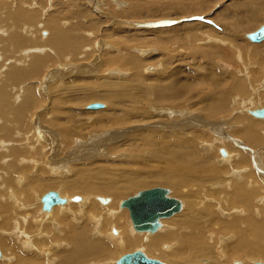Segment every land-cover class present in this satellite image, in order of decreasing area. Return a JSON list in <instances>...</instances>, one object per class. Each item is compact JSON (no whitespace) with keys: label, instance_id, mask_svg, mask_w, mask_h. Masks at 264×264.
I'll list each match as a JSON object with an SVG mask.
<instances>
[{"label":"rangeland","instance_id":"1","mask_svg":"<svg viewBox=\"0 0 264 264\" xmlns=\"http://www.w3.org/2000/svg\"><path fill=\"white\" fill-rule=\"evenodd\" d=\"M174 1L178 0H2L3 5H6L7 11L14 6L22 5V9L26 8L27 12L37 13V20L33 22V25L24 24L25 28L23 25L20 34L22 38L25 34V37L28 40H34L33 45L31 47H26L24 50L37 48V57L42 58L41 61H45L44 65L39 68L40 70L37 69L38 75L31 76L28 80L22 79L17 83V85L21 84V90L23 91L24 86H26V96L28 95L27 91L29 90L27 88L32 85V87L36 89L35 92L39 99L38 104L29 109V111L27 110L25 113V128L27 129L25 130L27 132L24 130V127L22 128L23 130L21 129L18 120L16 119L12 120L15 122L14 126L16 130L12 127H10L9 129L11 130H9L4 123L10 118L9 114L11 113V109L8 113L0 111V128H3L0 132L4 131V128L7 127L6 130H8V136H10L9 138L6 136V133H3L4 135L0 133V143L2 142V145L0 144V154L3 156L5 155L2 163L4 162V166L11 165V168H14V162H22L20 167L21 171L17 174L23 176L24 179L22 185H24V187L26 185L29 192L26 201L25 196L20 195L23 188V186H20L21 189H19L20 192H17L19 193L17 196L22 198L20 199L21 202H7L10 207L9 213L11 210H18V216L20 218L16 221L20 223L19 226L23 229V227H26V224H23L22 218L26 217V214L28 213L27 210L30 209L29 212H31L28 213L30 214L28 221L33 219L36 210L37 212L39 211L36 209L39 206L38 198L37 205H35L36 195L41 196L50 191H58L63 197L64 195H68L73 198L80 197L83 198V200L87 197L90 200L89 203L91 202L92 204L93 202L95 205L94 207L99 210V216H104L106 212L102 207L109 206L114 202V199H116V204L118 202L116 209L118 210L117 212H119L122 208L121 204L125 200L138 195L144 190L164 188L167 190L168 195L171 196V198L174 197V199H177L180 202L183 198V201L181 202L183 207L181 212L175 216L169 219H164V221L161 220V226L165 223H167V226H176L182 220L185 222L189 220L188 217L185 216V205L188 202L190 195H193V197L189 199V201H192L193 204H195L193 214H201L202 219H199V223L196 225L199 230L197 228L192 230L190 228H182L181 230L175 228L177 230H174V228H165V226L164 229H166V231H168V229L171 230L168 231L169 233L176 231V234H178L179 237H170L168 243L164 242L158 247L157 250L159 252L161 251L164 253L168 248L167 245L172 244L174 251L179 250L181 254L187 252L188 256L186 254V257H191L192 255L199 253L201 254L202 251L204 252V248H206L210 251L209 253L212 254V256H215L214 259H216L215 261L209 255H202L203 257L197 259H193L194 256H192V259L189 257L188 262L193 264H215V262H219V264H227L226 261H228V264H233L235 261H237V263L244 261L246 264H252V257L259 259L257 262L264 263V246H262L264 245V242L258 243L261 249H256V252L241 251L239 253L238 243L240 239L238 234H236V229L232 231H224L221 227L220 235H217V228L211 231L210 228L212 227V224L209 223L208 220L210 216H208V212L201 205V203H204L205 205H207V203H215V200L218 198L215 193L224 191L225 189H223V187L229 185L230 182H236L235 185L239 186L241 180L243 179L242 182H244L245 178L240 172L242 169L248 168L250 170L248 175L251 174V177L254 180L259 179V183H257L259 185H257V187L259 188L257 189L256 198L253 203L247 206L244 204H234L233 206L227 205L224 207L225 215L215 212L216 214L214 217H217L222 225L229 224V226H231V223H235L238 227H241L240 225L242 224H239V220L246 217H250V220H252V218H254V221L258 220V225L261 230L264 225V179H262V176H264V172H262L264 165H260V162H262L260 158L253 159V157H251L257 156L259 153L254 150L256 151V154H251L252 151L248 148L251 146V139H248L247 135L241 137L236 136V133H234L236 129L235 126H238L234 123V119L237 117L234 114L236 111H247L248 113L249 108L264 105V91H262L264 90V42L261 44H253L245 37V35L256 31L260 26L264 25V21L254 22L252 28L246 30L242 29L234 31L226 27L232 25L235 20L234 17H237V13L234 11L236 4L242 2H251V4H253L255 1L259 2L264 0H208L209 4L202 12L200 8L198 12L201 13H196L197 15L195 16H189V14L184 11L177 12L170 9L173 8L171 6ZM192 10L194 12L197 9ZM5 12L0 15V17L3 15L2 18L4 21L6 20ZM257 12L263 14L264 9L263 11H260L259 9ZM247 14L249 15V13ZM242 15H244V13ZM248 17L245 19H249ZM51 18L57 21V25H59L61 32L64 31L62 33H65V36L69 39L71 37V39L82 38L84 41L86 40L85 43H83L84 41L82 40L83 47L80 45L81 48L78 47L77 50H74V53L67 51L64 57L60 56L57 48L54 46L51 47L53 41L51 40L53 37V27L48 24V19L50 20ZM230 18L233 19L231 20ZM1 27L2 26H0V28ZM8 27H10L9 24ZM8 27H2V30H7ZM6 34L9 36V33ZM232 41L233 43L235 42V44H232ZM47 44H50L49 49H51V51H49V49L47 50ZM1 46L3 47L4 45ZM211 47L212 49H210ZM257 48L259 50H257ZM198 49H205L204 51H206V49L212 51L216 50V53H213L214 55H211V57L208 58L206 55H202L204 51H202V54L197 52ZM1 51L2 50H0V56L2 55L1 57H3V51ZM128 57L129 59L133 58L134 61L137 62L133 65L137 67L139 66V68L133 70L132 67L126 64V62L129 61ZM108 60H110L109 64L111 66L108 64ZM60 73L63 77L60 76ZM139 77H143L142 80H139ZM36 78L37 80H35ZM23 80L26 82L23 83ZM236 81L239 82L238 84L243 85L244 91H239L241 93L232 90ZM0 84H2L1 81ZM172 86H174V88ZM158 87H161V89ZM169 88H173V90L176 91L173 92L172 90L171 96L165 101L158 96L159 90L160 92L162 90L165 92ZM256 89L258 92L255 91ZM184 91H186V93ZM7 93L9 94V92ZM92 95H95V97L98 96L99 98L90 101L89 97ZM9 96L10 103H8V106L12 104L11 101L14 103L13 95L10 93ZM256 97L260 98L257 99ZM248 98L250 99L248 100ZM221 99L228 104L230 110H227L228 113L221 114V116L217 118H211L210 110L214 105L220 103ZM251 99L253 101L252 106L250 103ZM243 102L246 104H243ZM96 103L104 105L105 108L95 111L87 110V106ZM179 106H182V108H176ZM59 107H63V109H61L65 114L59 112ZM171 107L173 109H171ZM0 110H2L1 106ZM162 110H167L166 112L169 113H164L165 111L163 112ZM35 116L37 118H35ZM69 116H72V118L75 119H72ZM33 119L35 120L33 121ZM108 120H110V122H108ZM261 123L262 122H260V124ZM37 128L40 129L38 130ZM71 128L74 129L72 133L73 139L71 137V139H69L66 134ZM17 131L19 135L16 133ZM47 132V135L50 136L46 135ZM171 132L176 133L177 136H168ZM261 132L259 134L260 139L258 148L262 151V148L264 149V144L262 142L263 134ZM176 134L172 135L174 136ZM167 138L176 140L180 139L179 141L183 142L189 141V143L184 146V150V147L181 145L177 146L170 144L168 146V144L164 143ZM228 140L234 141L237 146H235L234 142H228ZM244 145L247 146V149L244 148ZM84 146H90L89 149H92L87 151V149L83 148ZM16 147L17 149L19 148L20 150L18 149V151H21L23 154L20 152L19 156H13L15 155L14 148L16 149ZM241 147L243 149H241ZM167 148L176 150L180 154L183 152L185 154H191L192 150L194 157L196 155L198 159H201L202 157L201 160H204V162H201L206 163L205 166H207L208 171L214 166L213 168L215 170L217 168L220 175L210 176L208 174L206 176L204 175V177L202 175V177L199 176L194 180L191 178L192 184L191 181H189L188 174L184 172L180 178L181 183L185 182L187 185L188 182H190L189 184L192 187L188 184L186 186L187 188H182V191L184 190L182 194L172 195L173 190L171 187L165 184H157L161 182L162 174L163 178L169 177L168 173L172 171V168L167 162H158L155 159H151L153 158L152 156L154 153L168 151ZM194 148L196 152L194 151ZM220 148L221 150L223 148V150L227 149L225 151H228V148L232 149L230 151L239 152L242 150L244 152L242 154L251 157H249L250 165L248 163H246V165L241 163L237 166L235 164V162H237V157L235 156L232 158L234 160H230L228 165H226L222 161L224 158L218 153L220 152ZM84 149L86 151H83ZM5 159L8 161L7 163L5 162ZM195 159L197 158L195 157ZM143 160L146 163H143ZM218 160H221L222 162ZM31 161L34 162L32 163ZM255 162H257V164ZM139 163L146 164L144 168L152 169L151 172L147 171L137 174L136 172ZM151 163L153 164L151 165ZM56 167L59 168L57 169ZM230 167L233 168L230 169ZM4 169L0 170H2V176L5 177L6 171H4ZM221 171L223 172V175ZM79 174L81 178L79 177ZM85 174L87 177L84 180L90 181V183L97 188L106 187L108 185H118L121 178H123L124 182L125 180L132 181L140 179V184L143 185V187L131 190L125 196L95 194L92 191V193H90L88 190L87 194H84L85 192L80 190L81 193L79 191H74L72 193V191L69 190L68 185H73L72 190L74 186H80V181H82ZM235 174H240L241 180L235 178ZM255 174L258 175V179H256ZM2 176H0L1 180ZM31 176H34L36 179L38 178V180H36V186L37 182H40L41 184L48 185V187L34 189L30 185ZM183 179H186V181ZM203 180L207 183L203 182ZM2 181L3 184L1 188L4 189V192H2L3 189L1 188L0 192L10 199V195L15 194L17 191V184L13 183L10 185L11 187L7 185V187H9L7 189L4 184V178ZM55 183L58 184L56 187H53L55 186ZM122 185L124 184H121V186ZM50 186L53 188H50ZM202 189L206 193L204 194L205 198L199 195L200 190ZM207 192L210 193L207 194ZM4 193H7L8 195ZM233 193L234 191H224L222 196L232 197ZM66 196L65 198H69ZM93 197L110 200L111 203L103 206L99 201L94 200ZM33 200H35V202H33ZM82 202L83 201L74 203L71 201L72 204L79 205ZM60 207L61 206H58L56 208ZM61 208L56 210V214L59 213L57 214L58 216L69 214L68 217H66L68 218L67 220L69 221L67 222L69 223L61 222V225H57L58 228H56L55 225H51V223L47 224V226H50V230L45 232L44 237L41 240L34 236L36 234L31 233L32 246L27 247L24 251L20 250L19 254L21 256H30L33 262H22L23 264H62V261L59 263L61 257H63L65 253H70L73 250L71 248L73 245L67 241V235L71 234L69 231L79 232L81 226L85 225H81L80 222L83 220H80L78 216V210L81 208L74 207V210H68L71 214L68 213V211H66L67 213L62 211ZM235 209L236 211L239 209L238 212H235ZM122 211L126 212L127 220L129 221V224L133 226L128 210L122 208ZM241 212L243 216L239 215ZM40 213H42L41 210ZM90 214H95V211ZM9 215L12 216L11 213ZM36 217L38 218L40 215ZM50 217L54 218V216ZM12 219H14L13 216ZM83 219L84 223L86 220L89 227L94 228V225L92 226L93 223L88 216ZM200 223L202 225H200ZM182 225H184V222ZM71 226H73L74 229ZM114 226L115 225H113V230L115 228L118 230V228ZM76 227L78 229H76ZM133 231L134 233H138L135 232V230ZM162 231L160 232L161 234L164 232ZM62 233L67 234L63 235ZM160 233H138L136 238L144 240L145 236H150L151 238L155 235H161ZM15 236L17 235H14L13 237ZM53 238H57L56 241L58 242L50 245L49 243H51ZM176 238H180V243L177 245L174 243ZM89 239L92 240V238ZM222 239H227L226 243H219ZM252 239L255 238L252 237ZM22 241L23 240L21 239V242ZM95 241H101L110 247L112 246V252L109 256L110 258H104L107 262H117L122 256L140 250V248L137 247L129 250L119 249L114 251V246L108 244L109 241H106V238L102 237V239ZM250 242L252 243V241H249V243ZM41 243H45V245L48 243V246L47 249L43 251L45 256L43 255L42 257H39L37 256V252L40 251L39 244ZM17 245H19V243ZM68 246L70 247L68 248ZM3 249L4 248L0 246V251L2 250L1 252L3 255L2 257H6L7 261L8 252H5V249ZM27 249H30L29 252ZM248 254L251 256H248ZM151 256V259L156 260L157 258L161 261V255ZM9 259H12L10 260L12 261V264L20 262L19 259L18 261H15V257H9ZM104 259H91L87 264H105L106 261ZM108 259L110 260L108 261ZM6 261L0 262V264H8ZM161 262L165 264H188L171 263L164 259ZM244 262L241 263L244 264Z\"/></svg>","mask_w":264,"mask_h":264},{"label":"bare ground","instance_id":"2","mask_svg":"<svg viewBox=\"0 0 264 264\" xmlns=\"http://www.w3.org/2000/svg\"><path fill=\"white\" fill-rule=\"evenodd\" d=\"M22 1V0H21ZM33 1V0H31ZM0 15L2 13H4L5 11V15H6V20L4 21V19L2 18L3 15L0 17V21H1V25L2 27H8V24L10 25V27H8L7 30H2V27L0 28V36H3V37H0V46L1 45H4L3 47L1 46L0 50L3 51V57L0 56V81L2 84H0V106H1V109L0 110L1 112H6L8 113V111L10 110L11 111V115L9 114V119L6 123H4L5 126L8 127V129L10 127L14 128L15 129V122L12 121V120H18V124L20 125L21 129L24 127V130L26 129L25 128V113L26 111L31 108H33L36 104H38V98H37V94L35 92V88L32 87V85L27 88L29 89L27 92H28V95L26 96L25 95V88L26 86H24V91L21 90V84L20 85H17V83H19L22 79H27L30 78L31 76H36L38 75L37 73V69H39L42 65H44V60L41 61L42 58L40 57H37V48L35 49H26L24 50L26 47H31L34 43V40H28L25 36V34L23 35L25 39L22 38L21 34H20V31L22 30V27L24 24H30V25H33V22H35L37 20V13H29L26 11V8L25 9H22V5H19V6H14L12 9H8L9 11H7V8H6V5H3L2 3V0H0ZM32 4V3H31ZM209 4L208 0H178V1H174L172 3V6L173 8H170V9H173L177 12H181V11H184L185 13H188L189 16L190 15H197L196 13H201L203 11V9ZM34 5V4H33ZM119 6V5H118ZM24 7V6H23ZM34 7V6H33ZM201 8V12H198ZM137 9V8H136ZM192 9H197L196 11L193 12ZM260 9V11H263L264 9V1H255L253 4H251V2H242V3H239V4H236L235 7H234V11L237 13V17H234V23L232 25H228L226 26L228 29H232L234 31H238V30H242V29H250L252 28V25L254 22H258V21H264V13L263 14H259L257 11ZM135 13V12H134ZM234 13V12H233ZM244 13V15H242ZM249 13V15L247 14ZM248 17L249 19H245L246 17ZM234 16V15H233ZM228 17V16H227ZM231 17V15H230ZM3 19V20H2ZM227 19V18H226ZM231 19V18H230ZM233 19V18H232ZM231 19V20H232ZM249 21H252V22H249ZM32 22V23H31ZM228 22V21H227ZM7 24V25H6ZM48 24L51 25L52 28V31H53V37L51 40L52 43H51V47L54 46L57 48L58 52H59V55L60 56H65V53H67V51H71L74 53V50H77L78 47H80V45L82 46V42L84 41L82 38H79L80 39H74L70 37V39L65 36V33H62L64 31L61 32L60 28H59V25H57V21L53 18H51L50 20L48 19ZM164 25V24H163ZM227 25V23H226ZM28 26V25H27ZM26 26V27H27ZM231 28H230V27ZM263 26V25H262ZM261 27V26H260ZM259 27V28H260ZM24 28H25V25H24ZM28 28V27H27ZM258 28V29H259ZM257 29V30H258ZM89 30V29H88ZM256 30V31H257ZM254 31V30H253ZM255 32V31H254ZM6 33H9V36L6 34ZM25 33V32H24ZM88 33V32H87ZM234 33V32H233ZM253 33V32H252ZM23 34V33H22ZM251 34V33H250ZM71 35V34H70ZM236 35V34H235ZM248 35V34H247ZM247 35H245L246 39L249 40L247 38ZM49 38V37H48ZM78 38V37H77ZM50 40V39H49ZM74 40H80V41H74ZM83 40V41H82ZM104 40V39H103ZM250 41V40H249ZM48 42V41H47ZM86 40L83 42L85 43ZM251 42V41H250ZM264 42V41H263ZM263 42H260V43H253V44H261ZM237 43V42H236ZM252 43V42H251ZM46 44V43H45ZM232 44H235V42L233 43L232 41ZM50 45V44H49ZM49 45L47 44L48 48L47 50L49 49ZM84 45V44H83ZM86 45V44H85ZM108 46V45H107ZM46 47V46H45ZM50 47V48H51ZM83 47V46H82ZM55 48V50H56ZM81 48V47H80ZM86 48V47H85ZM46 49V48H44ZM212 49V47L210 48ZM79 50V49H78ZM205 49H198L197 52L199 53H203L202 51H204ZM257 50H259L257 48ZM1 51V52H2ZM49 51H51V49H49ZM90 51V50H89ZM216 51V50H215ZM214 50H207L204 51V53L202 55H206L208 58L211 57V55H214L213 53H216ZM44 52V51H42ZM240 52V50H239ZM258 52V51H256ZM255 52V53H256ZM41 53V52H40ZM241 53V52H240ZM55 54V53H54ZM79 54V53H78ZM105 56V55H104ZM110 57V56H109ZM50 59V58H48ZM68 59V58H67ZM71 59V58H70ZM69 59V60H70ZM110 59V58H109ZM51 60V59H50ZM128 62H126V64H128L130 67H132L133 70L139 68V66H134L133 64L134 63H137L134 61L133 58H130L128 57ZM48 61V60H47ZM109 61L108 60V64H109ZM138 61V60H137ZM69 62V61H68ZM74 63V62H73ZM72 63V64H73ZM107 65V64H106ZM110 65V64H109ZM114 65V64H113ZM8 66V67H7ZM108 66V65H107ZM111 66V65H110ZM66 67V66H65ZM75 69V68H74ZM40 70V69H39ZM61 70V69H59ZM62 71V70H61ZM87 73V72H86ZM59 76V75H58ZM60 76H61V73H60ZM63 77V76H61ZM60 77V78H61ZM34 78V77H33ZM56 78V77H55ZM59 78V77H58ZM143 77H139L138 79L139 80H142ZM148 78V77H147ZM4 79V80H3ZM63 79V78H62ZM37 80V78L35 79ZM54 80V79H53ZM65 80V79H64ZM138 80V81H139ZM48 81V79H47ZM26 82L23 80V83ZM36 83V82H34ZM239 82L236 81V83L233 85L232 87V90H235V91H242L243 90V85H240L238 84ZM12 84V85H11ZM14 84V85H13ZM23 85V84H22ZM164 86V85H162ZM28 87V85H27ZM165 87V86H164ZM174 88V86H172ZM182 87V86H180ZM178 87V88H180ZM159 89H161V87H158ZM173 88H169L167 91L163 92V90L160 92L159 90V97H161L162 99H164L165 101L171 96L172 94V90ZM184 88V87H183ZM63 89V88H62ZM165 89V88H164ZM87 91V90H86ZM95 91V90H94ZM156 91V90H155ZM176 90H173V92H175ZM188 91V90H187ZM234 91V92H235ZM244 91V90H243ZM256 92L257 89L255 90ZM260 91V89H259ZM264 91V90H262ZM261 91V92H262ZM9 92V94L11 93L13 95V99H14V103L11 101V105L8 106V103L9 102V99H10V96L9 94L7 93ZM129 92V90H128ZM167 92V93H166ZM186 93V91H184ZM127 93V91H126ZM188 93V92H187ZM241 93V92H239ZM23 94V96H22ZM97 94V93H96ZM259 94V93H258ZM261 94V93H260ZM128 96V95H127ZM257 96V95H256ZM260 96V95H258ZM21 97V98H20ZM225 97V96H224ZM93 98V99H92ZM96 98H99L98 96L95 97V95H92L89 97V100L90 101H93L95 100ZM130 98V97H129ZM128 98V99H129ZM226 98V97H225ZM257 98V97H256ZM260 98V97H259ZM257 98V99H259ZM25 99V100H24ZM227 99V98H226ZM250 98H248L249 100ZM254 99V98H253ZM24 100V102H23ZM70 100V99H69ZM21 103H20V102ZM77 101V99H76ZM182 101V100H181ZM218 101V100H217ZM259 101V100H258ZM19 102V104H18ZM53 102V101H52ZM75 102V101H74ZM82 102V101H81ZM250 102V101H249ZM78 103V102H76ZM80 103V102H79ZM245 102H243L244 104ZM247 103V101H246ZM245 103V104H246ZM251 106L253 105V101L251 99ZM70 104V103H69ZM75 104V103H74ZM255 104V103H254ZM258 105V104H257ZM60 106V105H59ZM255 106V105H254ZM259 106V105H258ZM258 106H255L254 108H249L248 110V113L247 111H236L234 114L235 116H237L235 119H234V123L235 125H238V126H235V132L236 133L235 135L236 136H241V137H245L247 135L248 139H251V146L248 147L251 149V154H256V151H258L257 153V156H251L253 157V159H258L260 158V160L262 162H260V165H264V149L262 147V151L258 148L259 146V134L260 132L263 130L264 131V119H260V118H255L252 114L253 111H256V110H261V109H264V105H260L259 107ZM66 107V106H65ZM211 107V106H210ZM63 109V107H61ZM59 107V112H62V109ZM105 107L103 108H100V109H96V110H101V109H104ZM176 108H182V106L180 107H176ZM212 108V107H211ZM61 109V111H60ZM171 109H173L171 107ZM179 109V110H180ZM209 109V108H208ZM36 110V109H35ZM87 110H90L88 109V106H87ZM227 110H230V107L228 106V104H226V102L224 100L221 99V102L220 103H217L216 105L213 106V108L210 110V117L211 118H217L219 116H221V114H226L228 113ZM31 111V110H30ZM34 111V110H33ZM90 111H95V110H90ZM161 111V110H160ZM163 112L165 110H162ZM167 111V110H166ZM164 112V113H169V112ZM239 112V113H238ZM30 113V112H28ZM65 114V112H62ZM248 115H246V114ZM32 115V114H31ZM158 115V113H157ZM66 116V115H65ZM73 116V115H72ZM72 116L70 118H72ZM110 116V115H109ZM161 116V115H160ZM170 116V115H169ZM184 116V115H183ZM173 117V116H172ZM253 117V118H252ZM35 118H37L35 116ZM62 118V117H61ZM60 118V119H61ZM110 118V117H109ZM72 119H75V118H72ZM113 119V118H112ZM254 119V120H252ZM35 119H33L34 121ZM30 121H31V118H30ZM62 121V119H61ZM113 121V120H111ZM108 122H110V120H108ZM176 122V121H175ZM260 122H262L260 124ZM73 123V122H72ZM237 123H240V124H237ZM33 124V123H32ZM31 124V125H32ZM109 124V123H108ZM224 124V123H222ZM167 125V124H166ZM28 126V125H26ZM0 127H1V123H0ZM6 127V128H7ZM31 127V126H30ZM37 127V126H36ZM47 127V126H45ZM6 128H4V131L0 132L2 135H4L6 133V136L10 138V136H8V130H6ZM168 128V127H167ZM183 128V127H182ZM222 128V126H221ZM3 129V128H0V130ZM13 129V130H14ZM38 130L40 128H37ZM44 129V128H43ZM48 129V128H47ZM67 129V128H66ZM171 129V128H170ZM11 130V129H9ZM12 130V131H13ZM16 130V129H15ZM23 130V129H22ZM27 130V129H26ZM25 130V131H26ZM51 130V129H50ZM49 130V131H50ZM73 130L74 129H70L67 130L69 132H66V134L68 135L67 137H69V139H71L73 136H72V133H73ZM11 131V132H12ZM36 131V130H35ZM47 131V130H45ZM263 131L261 132L263 135H262V142L264 144V133ZM14 132V131H13ZM20 132V131H19ZM27 132V131H26ZM56 132V131H55ZM64 132V131H63ZM163 132V131H162ZM223 132V131H222ZM4 133V134H3ZM18 135V131L16 132ZM39 133V132H38ZM53 133V132H52ZM65 133V132H64ZM41 134V133H40ZM48 134V132L46 133V135ZM171 134V135H170ZM172 134H176V133H169L168 136H172V137H175L177 136L176 135H172ZM28 135V134H27ZM75 135V134H74ZM77 135V134H76ZM39 136V134H38ZM41 136V135H40ZM43 136V135H42ZM47 136H50V135H47ZM52 136V135H51ZM54 136V135H53ZM56 136V135H55ZM150 136V135H149ZM165 136V135H163ZM71 137V138H70ZM162 137V136H161ZM28 138V136H27ZM53 138V137H52ZM55 138V137H54ZM165 138V137H164ZM178 138V137H177ZM12 139V138H11ZM10 139V140H11ZM49 139V138H48ZM47 139V140H48ZM73 139V138H72ZM147 139V138H146ZM149 139V138H148ZM1 140V139H0ZM180 140V139H179ZM179 140H176V139H169L167 138L166 141L164 143L168 144V146L170 144H173V145H181V146H185L186 144L189 143L188 142H183V141H179ZM12 141V140H11ZM37 141V140H36ZM58 141V140H57ZM230 140H228L229 142ZM235 141V139H234ZM234 141H230V142H234ZM10 143V141H8ZM50 142V141H49ZM2 143V142H1ZM0 143V144H1ZM6 143V142H5ZM8 143V144H9ZM22 143V142H21ZM19 143V144H21ZM40 143V142H39ZM235 143V142H234ZM7 144V143H6ZM12 144V143H10ZM27 144V143H26ZM57 144V143H56ZM153 144V143H152ZM152 144H147V145H152ZM159 144V143H158ZM232 144V143H231ZM2 145V144H1ZM17 145V144H16ZM63 145V144H62ZM65 145V144H64ZM86 145V144H85ZM191 145V144H190ZM6 146V145H5ZM10 146V145H9ZM26 146V145H25ZM227 146V145H226ZM235 146L236 143H235ZM245 146V145H244ZM2 147V146H1ZM49 147V146H48ZM64 147V146H63ZM82 147V146H81ZM174 147V146H173ZM180 147V146H179ZM243 147V145H242ZM241 147V149H243ZM264 147V146H263ZM8 148V147H6ZM22 148V147H21ZM83 148L87 149V151L91 150L89 149V147H86L84 146ZM162 148V147H161ZM175 148V147H174ZM182 148V147H181ZM187 148V147H186ZM244 148L247 149V146H245ZM2 149V148H1ZM4 149V148H3ZM19 149V148H18ZM17 147L16 149L14 148V154L13 156H19L20 155V152L18 151ZM35 149V148H33ZM57 149V148H56ZM68 149V148H67ZM83 150V151H86V150ZM176 149V148H175ZM224 149V148H223ZM221 150L220 148V152H218L222 158V161L223 163H225L226 165H228V163L230 162V160H234L232 158L237 157V162H235V164L238 166L239 164H245L248 163L250 165V156L248 155H244L242 153H244L242 150H240L239 152L237 151H230L232 149L228 148V151H225V150ZM239 149V147H238ZM246 149H244L245 151H247ZM20 150V149H19ZM24 150V148H23ZM66 150V149H65ZM168 151H165V152H157V153H154L153 154V158L151 159H155L157 160L158 162H167L168 165L172 168V171L169 174V177L168 178H163V174H162V180L160 183H157V184H165V185H168L169 187L172 188L173 190V193L172 195H178V194H182V188H185L190 182H188V184L186 185L185 182H182L180 181V178H181V175H183L182 173H186L188 174V178L190 179L189 181H191V178L194 179H197V177L203 175L206 176V175H218L219 174V170L216 168V170L213 168L214 166L211 167V169L208 171L207 170V166L206 163H202L204 162V160H201L198 157L197 155L195 156L197 159H195L194 157V153L193 151L191 150V154H185L183 151V153H179L178 151L176 150H172L170 148H167ZM183 150V149H182ZM184 150H185V147H184ZM249 150V149H248ZM256 150V151H254ZM6 151V150H5ZM4 151V152H5ZM11 151V150H10ZM13 151V150H12ZM26 151H27V148H26ZM142 151V150H141ZM187 151V150H186ZM194 151H195V148H194ZM3 152V151H2ZM31 152V150H30ZM181 152V151H180ZM196 152V151H195ZM229 152V153H228ZM8 153V152H7ZM22 153V152H21ZM32 153V152H31ZM246 153V152H245ZM23 154V153H22ZM26 154V153H25ZM145 155V154H144ZM5 156V155H4ZM2 154H0V169H4V171H6V175L5 177L2 176V170H0V176H2V180L4 178V184L8 186L12 185L13 183H16L17 186H16V193L15 194H11L10 195V199H8V197L6 195H3L2 192H4V189L1 188L2 184H3V181L1 180V177H0V188L3 189L2 192H0V246L2 248L5 249V252L7 251L8 252V260L6 261V257H2V250L0 251L1 252V256H0V262H5L6 263L8 262V264H12V259H9V257H15V261L18 259L20 260V262H18L17 264H23L22 262H26V263H32V259L31 257H27L28 255H23L21 256L19 253H20V250H26L27 247H31L32 246V237L31 235L32 234H36L34 235L35 237H38L39 240L43 239L44 237V234L45 232L49 231L50 230V226L47 224L51 223V225H55L56 228H58L59 225H61L62 223L61 222H67L69 220H67L68 218V215L69 214H63L62 216H58L57 213L56 214V210H59L61 207H64V208H61L62 211H68L70 209H73L74 207L76 208H81L79 211V219L80 220H83V218L85 217H89L90 218V221H92V226L94 228H91L89 227L88 225V222L85 220V223L83 221H81V225L85 224L84 226H81V230L79 232H76V231H73V232H70L71 234L67 235V241L70 242L73 247H71L73 250L70 252V253H65V255L63 257H61L59 263H61L62 261V264H87L89 260L91 259H104L105 257H109L111 254V250H112V246H108L107 244H105L104 242H101V241H95V240H99V239H102V237L106 238V241L108 240L109 243L108 244H111L114 246V251L116 250H119V249H122V250H129L131 248H137L139 247L140 250L146 254V256L148 258H152L151 255H156V256H160L161 255V258L160 260L162 261L163 259L167 262H171V263H188L190 264L191 262H188V258L190 257H186V253H183L181 254V252L179 250H176L174 251L173 250V247H172V244L168 246V248L165 250V252H160L157 250L158 247L163 244L164 242H169V239L170 237L172 236H175V237H179L178 234H176V231L174 232H168V231H171L168 229V231H166L165 228H174V230H177L175 228H178L179 230H181L182 228H190L191 230L192 229H195L197 228L198 229V226L197 223H199V219H202V215L201 214H198V213H194L193 214V211L195 210V204H193L192 201H189V199H191L193 197V195H190L189 198H188V202L186 203V214L185 216L188 217V221L185 222V221H181L180 223H178L176 226H170L168 225L167 226V223L165 222H161V223H165L164 225L161 226L160 224V221H164V219H161L158 221L157 223V230L154 231V232H138V233H149V234H157L158 232L160 233L163 229V235H155L154 237H151L150 236H145L144 240L143 239H137L136 236L138 233H134L133 230L134 229V226L130 225L129 224V221L127 220V215H126V212H123L122 211V204H121V210L119 212H117L118 210L116 209V206L118 204H116V199H114V202L112 204H110L109 206L107 207H102L103 210L106 212L103 215H100L98 214L99 210L96 209L94 206V203L91 202L89 203V199L86 197L84 198H80V197H77L79 198L78 201H75V198L73 197H70V196H66L64 195H61L60 192L58 191H55L59 194V196L66 200V203L65 204H59V205H55L54 207H52V209L50 211H44L43 210V203H42V198L44 195H36L35 197V200H36V204L37 205V198H38V204L39 206L36 208L38 209L39 211L37 212L36 210V214L35 216H33V219L28 221V218L30 217V214L28 213H31L29 212V210H27V214H26V217L22 218L23 219V224H26V227H23V229L19 226V222L16 221L18 220L20 217L18 216V210H11V214L13 216L14 219H12V216L9 215V211H10V207H9V203L7 202H10V201H13L15 203L17 202H21L20 199L22 198H19L17 196V192H20L19 189H21L20 186H23L22 190H21V193L20 195H24L25 196V199L27 201V198L29 196V192L26 188V185L24 187V185H22V181H23V176L21 174H17L21 171V163H19L18 161L14 162L13 164V167L14 168H11V165H7V166H4V162L2 163L3 161V157H4ZM27 156V155H26ZM246 156V158H245ZM24 157V156H23ZM250 157V158H249ZM49 158V157H48ZM21 159V158H20ZM69 159V158H68ZM143 159V158H142ZM236 159V158H235ZM240 159V160H239ZM6 160V159H5ZM18 160V159H17ZM67 160V159H66ZM75 160V159H74ZM69 161V160H68ZM144 161V160H143ZM142 161V162H143ZM202 161V162H201ZM218 161H221V160H218ZM221 161V162H222ZM241 161V162H240ZM257 161V160H256ZM6 163L8 162L7 160L5 161ZM25 162V161H24ZM23 162V163H24ZM32 163L34 161H31ZM148 162V161H147ZM253 162V161H252ZM30 163V162H29ZM28 163V164H29ZM143 163H146L145 161ZM143 163H139V167L137 169V174H139L140 172H151L150 168L149 169H146L144 168V165ZM257 164V162H255ZM31 164V163H30ZM153 163H151L152 165ZM62 165V164H61ZM65 165V164H64ZM136 165V164H135ZM148 165V164H147ZM150 165V164H149ZM222 165V164H220ZM4 166V167H3ZM27 166V165H26ZM36 166V165H35ZM66 166V165H65ZM70 166V165H69ZM72 166V165H71ZM159 166V165H158ZM199 166V167H198ZM38 167V166H37ZM150 167V166H149ZM201 167V168H200ZM210 167V166H208ZM262 167V166H260ZM49 168V167H48ZM55 168V167H54ZM57 168V167H56ZM59 168V167H58ZM57 168V169H58ZM66 168V167H65ZM203 168V169H202ZM220 168V167H219ZM225 168V167H224ZM233 168V167H230V169ZM223 169V168H221ZM52 170V169H51ZM60 170V169H59ZM58 170V171H59ZM150 170V171H149ZM159 170V169H158ZM157 170V171H158ZM165 170V169H163ZM154 171V169H153ZM228 171V170H227ZM159 172V171H158ZM168 172V171H167ZM167 172H164V173H167ZM222 172V171H221ZM235 172V171H234ZM250 172V170L248 168H244L241 170L240 174L243 175L245 178H244V182L243 179L241 180V176L240 174H235V178H237L238 180H241L239 186L235 185V183H232L230 182L229 185H226L225 187H223V189H225L224 191H229V192H232L234 191L232 197L230 196H227V197H223V192L224 191H220V192H217L215 193L217 195V199L215 200V203H210L207 205H205L204 203H201L202 207L205 208V210L208 212V216H210V218L208 219L209 220V223L212 224V227L210 228V230L212 231L213 229L217 228L218 230V233L217 235H220L219 233L221 232V227H222V230L224 229V231H232L234 229H236V234H238L239 236V243H238V252L240 253L241 251H249V252H256L257 250L256 249H261L259 244L258 243H263L264 242V225L262 226V230L260 229L259 227V223H258V220L257 221H254L252 218V220H250L251 218L250 217H246L242 220H239V224L241 223L242 225H240L241 227H238L235 223H231V226H229V224H224L222 225V223L220 221H218L217 217H214V215L216 214L215 212H219V213H222L225 215L224 213V207H226L227 205H234V204H244V205H251L253 203V201L255 200L256 198V194H257V189L259 187H257V183H259V179H258V175L255 174L256 176V179L258 180H254L252 179L251 177V174L248 175V173ZM262 172H264V168L262 169ZM157 173V172H155ZM34 174H35V171H34ZM81 174V173H80ZM80 174H79V177H80ZM225 174V172H224ZM4 175V174H3ZM33 175V174H32ZM220 175V174H219ZM222 175H223V172H222ZM247 175V176H246ZM37 176V175H36ZM129 176V175H128ZM131 176V175H130ZM185 176V175H184ZM262 176V175H261ZM86 174L84 175L82 181H80V186H74L73 190H72V187L73 185H68V188L69 190L72 191V193L74 191H84L85 193L84 194H87V190L90 191V193H98V194H113V195H119V196H125L127 195L131 190H135L137 188H140V187H143V185L140 184V179H135V180H132V181H128V180H125V182L123 181V178H121V180L118 182V185H108L106 187H96L94 186L93 184L90 183V181L88 180H84L86 178ZM135 177V176H134ZM143 177V176H142ZM149 177V176H148ZM183 177V176H182ZM220 177V176H219ZM81 178V177H80ZM137 178V177H136ZM251 178V179H250ZM6 179V180H5ZM125 179V178H124ZM205 179V178H204ZM213 179V178H212ZM262 179H264V176H262ZM261 179V180H262ZM36 180H38V178L36 179L34 176H31L30 178V185L31 187H33L34 189L35 188H47L48 185L46 184H41L40 182H37V186H36ZM184 181H186V179H183ZM201 180V178H200ZM261 180H260V183H261ZM202 181V180H201ZM200 181V182H201ZM263 181V180H262ZM203 182H205L203 180ZM64 183V181H63ZM192 183V181H191ZM207 183V182H205ZM58 183H55V186L53 187H56ZM66 184V182H65ZM121 184H124L121 186ZM193 184V183H192ZM263 184V183H262ZM261 184V185H262ZM62 185V184H61ZM36 186V187H35ZM189 186H191L189 184ZM188 186V187H189ZM200 186V185H199ZM259 186V185H258ZM4 187V188H6ZM11 187V186H10ZM50 186V188H53ZM167 187V186H166ZM192 187V186H191ZM196 187V186H195ZM194 187V188H195ZM198 187V186H197ZM201 187H205V186H201ZM261 187V186H260ZM9 187H7L8 189ZM187 188V187H186ZM190 188V187H189ZM199 188V187H198ZM0 189V190H1ZM11 189V188H10ZM200 189V188H199ZM171 190V192H172ZM186 190V189H185ZM191 190V188H190ZM193 190V188H192ZM11 191V190H10ZM79 191V192H80ZM92 191V192H91ZM189 191V190H188ZM197 191V190H196ZM6 192V191H5ZM192 192V191H191ZM190 192V193H191ZM198 192V191H197ZM211 192V191H210ZM210 192H207V194H209ZM81 193V192H80ZM83 193V192H82ZM89 193V195H90ZM195 193V192H194ZM199 193V192H198ZM4 194H7V193H4ZM47 194V193H46ZM206 194L204 192V190H200V194L203 198H205V195ZM8 195V194H7ZM32 195V194H30ZM33 196V195H32ZM66 197H69V198H65ZM131 196V195H130ZM169 198H171V196L168 195ZM91 198V197H89ZM94 200H97L99 201L101 204H103V206L111 203L110 200H104L102 198H99V197H93ZM116 198V197H115ZM178 198V196H177ZM181 198V197H180ZM118 199V198H117ZM174 199V197H173ZM186 199V198H185ZM207 199V198H206ZM205 199V200H206ZM35 200H33V202H35ZM101 200H104V203L101 202ZM120 200V199H119ZM25 201V202H26ZM74 202V203H79L81 201H83L80 205L79 204H72L71 203ZM118 201V200H117ZM182 201H183V198H182ZM181 201V202H182ZM6 202V203H5ZM120 202V201H119ZM186 202V201H185ZM68 204V205H67ZM29 205V204H28ZM32 205V204H31ZM67 205V206H66ZM200 205V204H199ZM58 206H61L60 208H56ZM33 207V206H32ZM182 207L181 206V210H182ZM31 208V207H29ZM35 208V206H34ZM127 209V208H125ZM228 209V208H227ZM225 209V210H227ZM35 210V209H34ZM33 210V211H34ZM40 210L42 213H40ZM74 210V209H73ZM128 210V209H127ZM180 210V212H181ZM239 210V209H238ZM238 210L236 211V209L234 210L235 212H238ZM93 211H95V214H90L92 213ZM212 211V212H211ZM233 211V213H234ZM249 211V210H248ZM258 211V210H256ZM261 211V210H260ZM60 212V211H59ZM129 212V210H128ZM179 212V213H180ZM240 212V211H239ZM46 213V214H45ZM67 213V212H66ZM68 213L71 214L70 211H68ZM247 213V212H245ZM249 213V212H248ZM262 213V212H260ZM39 214L40 217H36V216H39L37 215ZM51 214V215H50ZM57 216H56V215ZM62 214V212H61ZM178 214V213H177ZM263 214V213H262ZM176 215V214H175ZM174 215V216H175ZM239 215H242V212L241 214ZM247 215V214H246ZM255 215V214H254ZM259 215V214H257ZM50 216H54V218H51ZM77 216V218H78ZM103 216V218H102ZM129 216H130V213H129ZM252 216V215H251ZM173 217V216H172ZM254 217V216H252ZM74 218V216H73ZM72 219V218H71ZM131 219V218H130ZM207 219V218H206ZM57 220V221H56ZM207 220V221H208ZM74 221V220H73ZM79 221V220H78ZM132 222V220H131ZM184 222V225H182ZM69 223V222H67ZM28 224V225H27ZM73 224V223H72ZM133 224V223H132ZM262 224V222H261ZM58 225V226H57ZM75 225V224H73ZM80 225V224H79ZM113 225H115L114 227H117L118 230H116V228L113 230ZM200 225H202L200 223ZM244 226V228H243ZM246 226V227H245ZM54 227V226H53ZM68 227V226H67ZM73 227V226H71ZM111 227V228H110ZM36 228V230H35ZM65 228V227H64ZM110 228V229H108ZM60 229V228H59ZM74 229V227H73ZM76 229H78L76 227ZM56 230V229H55ZM199 230V229H198ZM201 230V229H200ZM204 230V229H203ZM61 231V230H60ZM93 231V232H92ZM166 231V232H165ZM210 231V232H211ZM92 232V233H91ZM135 232H137L135 230ZM189 232V231H188ZM202 232V231H201ZM32 233V234H31ZM194 233V232H193ZM197 233V232H196ZM203 233V232H202ZM209 233V232H208ZM227 233V232H226ZM63 234V233H62ZM64 234H67V233H64ZM63 234V235H64ZM229 234V233H228ZM14 235H17L15 237H13ZM209 235V234H208ZM13 237V238H12ZM56 237V236H55ZM255 238V239H252ZM89 238H92V240H90ZM233 238V237H232ZM21 239L23 240L21 242ZM35 239V238H34ZM180 238H176L174 240V243L179 244L180 243ZM38 240V242H39ZM57 238H53L51 240V243H49L50 245L51 244H56L58 241H56ZM94 240V241H93ZM227 240V239H226ZM226 240H220L219 243L223 244V243H226ZM45 241V240H44ZM104 241V240H103ZM249 241H252V243ZM254 241V242H253ZM35 242V241H33ZM19 243V245H17ZM200 243H201V240H200ZM48 244V243H47ZM45 245V243H41L39 244V247H40V251L37 252V256L39 257H42L44 254L43 251H45L47 249V246L48 245ZM196 244V243H195ZM44 245V246H43ZM69 245V244H68ZM196 246V245H195ZM264 246V245H262ZM261 246V247H262ZM61 247V246H60ZM67 247V246H66ZM70 246H68L69 248ZM164 247V245H163ZM199 247V246H198ZM138 248V249H139ZM189 248H190V245H189ZM195 248V247H193ZM201 248V247H200ZM199 248V249H200ZM3 249V250H4ZM203 249V248H202ZM28 250V249H27ZM30 250V249H29ZM28 250V252H29ZM163 250V249H162ZM164 251V250H163ZM189 252V251H188ZM195 252V251H194ZM200 252V250H199ZM210 251H208L206 248H204V252L202 251L201 254H195V255H192L194 256L193 259H197V258H200V257H203L202 255H209L211 256V258L214 259L215 256H212V254L209 253ZM151 254V255H150ZM190 254V253H189ZM242 255V254H241ZM32 256V255H31ZM45 256V255H44ZM188 256V254H187ZM192 256L190 257V259H192ZM248 256H251L248 254ZM34 257V256H33ZM208 257V256H207ZM110 258V257H109ZM150 258V259H151ZM155 258V257H153ZM31 259V260H29ZM106 259V258H105ZM104 259V260H105ZM113 259V258H112ZM14 260V259H13ZM26 260V261H25ZM48 260V259H47ZM110 259H108L109 261ZM156 260H159L156 258ZM216 261V259H214ZM218 260V259H217ZM259 259H255L254 257H252L251 259V262L252 264H258L259 262H257ZM106 261V260H105ZM191 261V260H190ZM193 261V260H192ZM195 261V260H194ZM227 264H228V261H226ZM241 262H244V261H241ZM241 262L237 263V261L233 262V264H242ZM117 264V262H114V261H110V262H107L105 264ZM50 264V263H49ZM96 264V263H95ZM193 264V263H191ZM215 264H219V262H215ZM226 264V263H225ZM244 264H246L244 262Z\"/></svg>","mask_w":264,"mask_h":264},{"label":"water","instance_id":"3","mask_svg":"<svg viewBox=\"0 0 264 264\" xmlns=\"http://www.w3.org/2000/svg\"><path fill=\"white\" fill-rule=\"evenodd\" d=\"M247 38L252 43L264 41V25L257 31L248 34ZM104 105L96 103L88 106L90 110L103 108ZM255 118L264 119V109L253 111ZM79 198H75L78 201ZM104 203V200H101ZM43 210L50 211L52 207L65 204L55 191H50L42 198ZM181 202L177 199L169 198L168 192L164 188H153L140 192L122 203L123 208H127L130 213L134 229L137 232H154L157 230V223L161 219H169L181 210ZM1 256V252H0ZM117 264H165L159 260L150 259L140 250L122 256ZM264 264V263H258Z\"/></svg>","mask_w":264,"mask_h":264}]
</instances>
